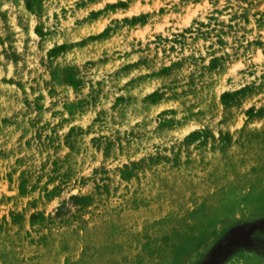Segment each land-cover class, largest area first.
<instances>
[{"label": "rangeland", "instance_id": "obj_1", "mask_svg": "<svg viewBox=\"0 0 264 264\" xmlns=\"http://www.w3.org/2000/svg\"><path fill=\"white\" fill-rule=\"evenodd\" d=\"M0 264H264V0H0Z\"/></svg>", "mask_w": 264, "mask_h": 264}]
</instances>
